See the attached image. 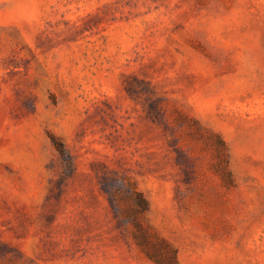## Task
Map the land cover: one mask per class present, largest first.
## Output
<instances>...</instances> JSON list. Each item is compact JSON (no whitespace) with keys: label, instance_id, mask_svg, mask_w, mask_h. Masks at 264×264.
I'll return each instance as SVG.
<instances>
[{"label":"rangeland","instance_id":"obj_1","mask_svg":"<svg viewBox=\"0 0 264 264\" xmlns=\"http://www.w3.org/2000/svg\"><path fill=\"white\" fill-rule=\"evenodd\" d=\"M0 264H264V0H0Z\"/></svg>","mask_w":264,"mask_h":264},{"label":"trees","instance_id":"obj_2","mask_svg":"<svg viewBox=\"0 0 264 264\" xmlns=\"http://www.w3.org/2000/svg\"><path fill=\"white\" fill-rule=\"evenodd\" d=\"M54 143L57 144V142H55V140H54ZM139 195L141 196V202H139V206L142 208L143 207V204H144V198L142 197L141 193H139Z\"/></svg>","mask_w":264,"mask_h":264}]
</instances>
